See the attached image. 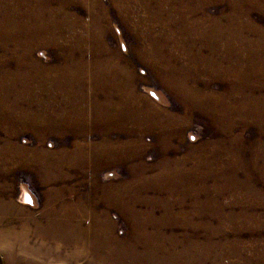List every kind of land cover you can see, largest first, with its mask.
I'll return each instance as SVG.
<instances>
[{"label": "rangeland", "instance_id": "rangeland-1", "mask_svg": "<svg viewBox=\"0 0 264 264\" xmlns=\"http://www.w3.org/2000/svg\"><path fill=\"white\" fill-rule=\"evenodd\" d=\"M0 239V264H264V0L0 4Z\"/></svg>", "mask_w": 264, "mask_h": 264}, {"label": "bare ground", "instance_id": "bare-ground-1", "mask_svg": "<svg viewBox=\"0 0 264 264\" xmlns=\"http://www.w3.org/2000/svg\"><path fill=\"white\" fill-rule=\"evenodd\" d=\"M11 1H13V0H0V4H2V5H4L5 3H9V2H11ZM243 41V40H242ZM243 43V42H242ZM240 44V43H239ZM241 45V44H240ZM249 48V47H248ZM255 54V53H254ZM260 54H262V53H260ZM260 54H258V55H260ZM257 56V55H256ZM254 58V57H253ZM242 63V62H241ZM240 63V64H241ZM254 67V66H253ZM239 70V69H238ZM256 70H257V68H256ZM238 73V72H237ZM82 81V80H81ZM193 92V91H192ZM189 93V92H188ZM189 95H191V94H189ZM195 96V95H194ZM196 98V97H195ZM192 100V99H191ZM200 100V99H199ZM201 102V101H200ZM202 102H204V101H202ZM205 106V105H204ZM228 110V109H227ZM228 114V113H227ZM25 194H26V200L25 201H23L22 200V203H25V204H27V203H30L31 202V198H30V196L28 195V193L25 191ZM99 222V221H98ZM97 222V223H98ZM98 226V225H97ZM8 229V228H7ZM11 232V231H10ZM7 234V233H6ZM13 235V234H12ZM4 237V236H3ZM9 239V238H8ZM80 240H79V244L81 243L82 245H84L83 244V240L81 239V238H79ZM84 239V238H83ZM93 239L94 240H100V238H98V237H93ZM109 239V238H108ZM15 240V239H14ZM85 240V239H84ZM102 240V239H101ZM100 240V243L102 244V241ZM0 241H1V239H0ZM8 241H10V240H8ZM26 241V240H25ZM104 241H106V240H104ZM110 241L111 242H113L114 241V239L112 240L111 238H110ZM4 243V242H3ZM22 243H23V241H22ZM13 244V243H12ZM109 244V243H108ZM14 245V244H13ZM20 246V245H19ZM11 247H12V245H11ZM9 249V248H8ZM11 251H12V249H10ZM20 250V249H19ZM83 250V249H82ZM13 252V251H12ZM84 253V252H83ZM12 254V253H11ZM20 256H21V258L23 257V254H22V249H21V251H20ZM15 259H17V258H15ZM19 260V259H18ZM21 260V259H20ZM26 260V259H25ZM22 261V260H21ZM27 261V260H26ZM10 263H11V261H9ZM9 263V264H10ZM24 264H25V262H24ZM33 264V263H32Z\"/></svg>", "mask_w": 264, "mask_h": 264}]
</instances>
